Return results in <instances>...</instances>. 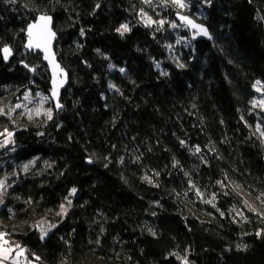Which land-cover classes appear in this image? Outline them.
I'll use <instances>...</instances> for the list:
<instances>
[{"label": "trees", "instance_id": "16d2710c", "mask_svg": "<svg viewBox=\"0 0 264 264\" xmlns=\"http://www.w3.org/2000/svg\"><path fill=\"white\" fill-rule=\"evenodd\" d=\"M179 1L0 0V228L27 264H264V0ZM39 14L58 112L24 49ZM36 91L48 117L12 114Z\"/></svg>", "mask_w": 264, "mask_h": 264}, {"label": "water", "instance_id": "95a60500", "mask_svg": "<svg viewBox=\"0 0 264 264\" xmlns=\"http://www.w3.org/2000/svg\"><path fill=\"white\" fill-rule=\"evenodd\" d=\"M41 17H44L45 19L42 20ZM175 18L178 23L184 25L186 29L191 33L193 41L210 40L209 32L207 28L202 24H199L190 17L182 14H176ZM32 25H35V27H31ZM29 31H31V35H29ZM205 31L207 34H205ZM25 36V51H33L39 53L42 57V62L47 67L50 77L49 98L54 106V109L58 112L61 109V92L67 86L68 75L66 71L61 68L56 52L54 50L57 36L53 30L52 17L46 14L37 15L35 19L28 24L25 31ZM5 48H8L10 51L8 53H5L3 51ZM5 48H3L1 52L4 62L8 63L13 57V51L9 47ZM30 71L33 70L30 69Z\"/></svg>", "mask_w": 264, "mask_h": 264}, {"label": "rangeland", "instance_id": "374dc122", "mask_svg": "<svg viewBox=\"0 0 264 264\" xmlns=\"http://www.w3.org/2000/svg\"><path fill=\"white\" fill-rule=\"evenodd\" d=\"M179 3H181V2L179 1ZM48 99H49V97H48ZM14 109L15 110L12 111L13 112L12 114H14L16 111H20L17 113L25 114L27 116H30V117L32 116L35 118H46L50 114V109L47 105V97H46V95L42 94L40 91H36L33 94H27L23 98V100L21 102H19L14 107ZM2 111H3V108H2V105L0 104V113ZM260 127L261 126H259L258 129ZM11 141H12V132L9 130H3L0 133V153L3 151L4 148L9 146ZM2 163H3V161H0V165ZM1 185L2 184H1V180H0V189H1ZM0 205L2 206L1 198H0ZM62 208L63 209L60 208V214H61V211H64V209L66 207H62ZM2 211H3V208H2ZM58 213H59V211L56 212V214H58ZM54 220H56L55 217H49L48 216V217L40 218L36 221H33L32 225L38 229L41 237H45L48 234V232L52 229V226L55 223ZM2 225L3 224L0 220V226H2ZM4 234H5L4 229L0 228V242L2 239L1 237H4ZM3 239L8 241V239H6V238H3ZM26 258H27V256L25 253V256H23L21 258V262L26 261Z\"/></svg>", "mask_w": 264, "mask_h": 264}, {"label": "crops", "instance_id": "0c3cea01", "mask_svg": "<svg viewBox=\"0 0 264 264\" xmlns=\"http://www.w3.org/2000/svg\"><path fill=\"white\" fill-rule=\"evenodd\" d=\"M1 238L0 264H27L26 261L21 262V258L25 256V249L3 239L4 237Z\"/></svg>", "mask_w": 264, "mask_h": 264}, {"label": "snow or ice", "instance_id": "6c2138e0", "mask_svg": "<svg viewBox=\"0 0 264 264\" xmlns=\"http://www.w3.org/2000/svg\"><path fill=\"white\" fill-rule=\"evenodd\" d=\"M176 2L179 3V0H176ZM41 19L43 20L45 18L44 17H41ZM31 27H35V25H32ZM122 28H123L124 31H127L128 30L126 25L122 26ZM202 31H204V30H202ZM205 34H207L206 31H205ZM29 35H31V31H29ZM3 51L5 53H8L10 50L8 48H5ZM5 58H7V57H5ZM74 191H75V189H73V192ZM41 238H43V237H41Z\"/></svg>", "mask_w": 264, "mask_h": 264}, {"label": "built area", "instance_id": "2783aa9c", "mask_svg": "<svg viewBox=\"0 0 264 264\" xmlns=\"http://www.w3.org/2000/svg\"><path fill=\"white\" fill-rule=\"evenodd\" d=\"M1 212H2V206L0 205V214H1Z\"/></svg>", "mask_w": 264, "mask_h": 264}, {"label": "bare ground", "instance_id": "6f19581e", "mask_svg": "<svg viewBox=\"0 0 264 264\" xmlns=\"http://www.w3.org/2000/svg\"><path fill=\"white\" fill-rule=\"evenodd\" d=\"M189 17V16H188Z\"/></svg>", "mask_w": 264, "mask_h": 264}]
</instances>
